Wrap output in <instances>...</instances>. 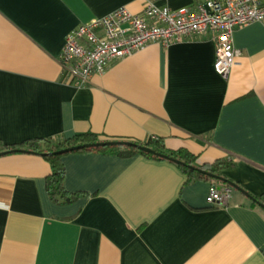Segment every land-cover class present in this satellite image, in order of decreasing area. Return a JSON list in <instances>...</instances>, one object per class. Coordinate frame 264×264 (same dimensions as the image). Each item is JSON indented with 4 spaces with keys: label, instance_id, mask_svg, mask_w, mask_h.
<instances>
[{
    "label": "crops",
    "instance_id": "obj_1",
    "mask_svg": "<svg viewBox=\"0 0 264 264\" xmlns=\"http://www.w3.org/2000/svg\"><path fill=\"white\" fill-rule=\"evenodd\" d=\"M149 3L195 9V0H0V146L85 133L156 138L198 166L232 160L224 176L261 196L263 23L233 32L241 55L227 79L214 72L205 35L151 43L85 87L67 83L59 56L73 30L119 8L142 14ZM61 162L64 190L84 195L66 205L50 200L42 157H0V264H264V211L238 191L230 188L225 206L208 204L219 185L137 154L69 153Z\"/></svg>",
    "mask_w": 264,
    "mask_h": 264
},
{
    "label": "built area",
    "instance_id": "obj_2",
    "mask_svg": "<svg viewBox=\"0 0 264 264\" xmlns=\"http://www.w3.org/2000/svg\"><path fill=\"white\" fill-rule=\"evenodd\" d=\"M264 24L261 0H195V9L170 11L147 4L134 15L119 8L78 26L66 38L59 63L67 83L82 88L92 76H102L110 63L144 50L151 43L169 45L210 35L215 44L214 72L224 78L240 57L232 42L238 28ZM231 189L212 185L207 203L225 206Z\"/></svg>",
    "mask_w": 264,
    "mask_h": 264
},
{
    "label": "trees",
    "instance_id": "obj_3",
    "mask_svg": "<svg viewBox=\"0 0 264 264\" xmlns=\"http://www.w3.org/2000/svg\"><path fill=\"white\" fill-rule=\"evenodd\" d=\"M106 141H125V142H132L138 145H142L150 150L155 151L156 153L163 154L171 158H174L180 162H183L188 166H193V167L199 168L200 170L204 172H208L218 177H221L228 182H232V181L226 178L224 176V173L236 167V163L230 159H220V160L214 161L211 164H204V165L198 166L196 165L197 158L195 156L189 154L185 150H179V151L167 150L165 149L163 142L156 138H149L144 142H134L130 140H118V139H103L102 140L97 135L92 134V133L78 134V135L73 136L70 139L37 140V141H32L25 145L19 144V145H15L11 147L0 146V152L4 150L10 151L9 149L11 148V150L27 151V152H30V153H33V154H36L42 157L50 166V174L46 177V180H45L46 192L50 200L56 205H66V204H71L77 201L78 199L82 198L84 195L83 194H69L64 190V187H63L64 168L61 162L64 155L55 156L51 154H53L56 151L66 149V148H71V147H75V146H79L83 144L106 142ZM85 152L110 153V154H115L116 156L123 157V158L130 157L132 155L137 154V155L143 156L148 159H153L157 161H166V160L160 159L157 156L147 154L144 152H140L137 149L128 148V147H103V148H95L91 150L84 149V150L75 151L72 153H85ZM177 167L187 176L188 180H205V181L212 182V184H217L219 185V187L230 189L227 183L214 180L197 171L190 170L187 167H182V166H177ZM253 198L258 203L264 206V194H262L259 197H253ZM251 205L253 207H259L255 202H251Z\"/></svg>",
    "mask_w": 264,
    "mask_h": 264
},
{
    "label": "water",
    "instance_id": "obj_4",
    "mask_svg": "<svg viewBox=\"0 0 264 264\" xmlns=\"http://www.w3.org/2000/svg\"><path fill=\"white\" fill-rule=\"evenodd\" d=\"M103 147H128V148H134L137 149L140 152H144L147 154H151L154 156L159 157L160 159L166 160L170 163H173L177 166H182V167H187L190 170H194L197 171L205 176H208L209 178H212L214 180H218L224 183H227V185L238 191L239 193H241L245 198H247L249 201L251 202H255L259 208H261L262 210H264V206L260 203H258L252 196H250L246 191H244L242 188H240L239 186H237L236 184L232 183V182H228L225 179L218 177L216 175H213L211 173L208 172H204L202 170H200L199 168L193 167V166H188L183 162H180L174 158H171L169 156L163 155V154H159L156 153L153 150H150L142 145H138L132 142H125V141H106V142H97V143H89V144H83V145H79V146H75V147H71V148H66V149H62L59 151L54 152L51 155H55V156H62V155H66L75 151H80V150H91V149H95V148H103ZM13 153H30L27 151H22V150H10V151H6V152H1L0 153V157L7 155V154H13ZM33 154V153H32Z\"/></svg>",
    "mask_w": 264,
    "mask_h": 264
}]
</instances>
